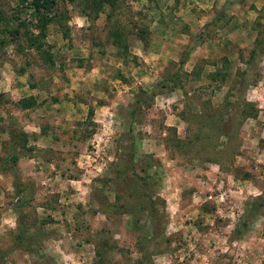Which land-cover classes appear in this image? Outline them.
<instances>
[{"label":"rangeland","instance_id":"obj_1","mask_svg":"<svg viewBox=\"0 0 264 264\" xmlns=\"http://www.w3.org/2000/svg\"><path fill=\"white\" fill-rule=\"evenodd\" d=\"M227 1L0 0V264H264V0Z\"/></svg>","mask_w":264,"mask_h":264},{"label":"trees","instance_id":"obj_2","mask_svg":"<svg viewBox=\"0 0 264 264\" xmlns=\"http://www.w3.org/2000/svg\"><path fill=\"white\" fill-rule=\"evenodd\" d=\"M232 1L233 0H228L227 2H232ZM43 2H49L51 4V3H53V0H49V1H47V0H32V2L30 3V5L32 6V8H33V10L35 12H40L41 13L40 14L41 17H45L44 15H46V14H44V11H43V8H44ZM42 14H44V15H42ZM18 32L19 31H18L17 26L14 27L13 28V35L18 34ZM38 47L39 46L36 44V48H38ZM190 49H191V47L187 49L186 54L190 51ZM258 50L259 51H262V52L264 51V25H263V31L261 33L260 38H256L253 41L252 47L249 50L247 62L248 61H251L254 58V56H255V54H256V52ZM183 62H184V57H182V58L179 59V63L180 64H183ZM169 80L170 81H173V79H171V78ZM176 84H178V83H174V85H172L169 88H172ZM156 85H158L161 88L165 87L163 81H158V83H156ZM150 94L151 95H154V94H156V91L155 90H150ZM29 100H31V97L27 98L26 101L22 103V105L23 106H29L30 105V102H31ZM244 106H245V108L242 110V113H241L243 116H250V115L251 116H254L255 115V113H254L255 110H254V107L252 105H250L248 102H245L244 103ZM131 115H132V111H131ZM131 172H132V174L134 176H136V174H134V171L133 170H131ZM246 175L247 174H244V176H246ZM144 179H145V177L143 175L142 176H140V175L137 176V180H139V181H144ZM147 199H148V202L150 203L149 204L150 212H152V213L155 212V209H154V206H153V199H151V196H148ZM248 205H249L247 207L248 209L246 208V215L255 213L258 208L264 207V196L263 197H260V198L258 197L256 200H253V201L249 202ZM245 225H246V218L242 220V222L240 223V225H237V227L234 230V233L236 235H238V236L241 235L242 234V228Z\"/></svg>","mask_w":264,"mask_h":264}]
</instances>
